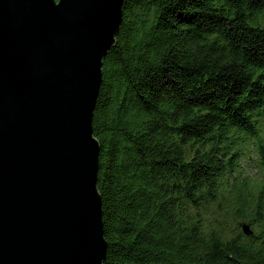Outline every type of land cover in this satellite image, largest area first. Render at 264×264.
I'll return each mask as SVG.
<instances>
[{
  "label": "trees",
  "instance_id": "obj_1",
  "mask_svg": "<svg viewBox=\"0 0 264 264\" xmlns=\"http://www.w3.org/2000/svg\"><path fill=\"white\" fill-rule=\"evenodd\" d=\"M122 10L93 117L104 264H264V0Z\"/></svg>",
  "mask_w": 264,
  "mask_h": 264
},
{
  "label": "water",
  "instance_id": "obj_2",
  "mask_svg": "<svg viewBox=\"0 0 264 264\" xmlns=\"http://www.w3.org/2000/svg\"><path fill=\"white\" fill-rule=\"evenodd\" d=\"M123 4L0 0V264L105 263L93 117Z\"/></svg>",
  "mask_w": 264,
  "mask_h": 264
},
{
  "label": "rangeland",
  "instance_id": "obj_3",
  "mask_svg": "<svg viewBox=\"0 0 264 264\" xmlns=\"http://www.w3.org/2000/svg\"><path fill=\"white\" fill-rule=\"evenodd\" d=\"M244 172L256 183L262 174L258 168L257 146L251 145L246 151V161L243 163ZM248 224V223H245ZM253 230V226H250Z\"/></svg>",
  "mask_w": 264,
  "mask_h": 264
}]
</instances>
